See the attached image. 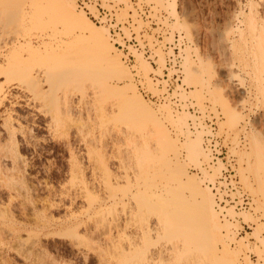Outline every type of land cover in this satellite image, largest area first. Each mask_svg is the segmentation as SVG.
I'll list each match as a JSON object with an SVG mask.
<instances>
[{"label": "rangeland", "instance_id": "374dc122", "mask_svg": "<svg viewBox=\"0 0 264 264\" xmlns=\"http://www.w3.org/2000/svg\"><path fill=\"white\" fill-rule=\"evenodd\" d=\"M3 1H0V10L1 7L5 8ZM26 1V5L22 3L20 6L26 9L20 17H30V5ZM69 1L74 3L78 13L91 20L76 6L74 0ZM171 2L165 0L167 8L175 17L171 21L172 27L182 29L191 41V45L185 46L182 61L185 88L179 87L180 90L175 92L184 101L193 100L184 103L182 109L174 107L168 100L151 101L145 97L108 31L109 42L119 54L128 78H100V81L90 84L88 81L87 86L80 88L70 86L73 83L59 88L63 99L73 95V101H69L72 113H61V118L63 115L64 118L59 120V114L56 116L48 104L38 98L35 88H25L24 84L26 87L28 85L25 78L14 72H25L37 65L48 66L49 70L57 73L79 67L92 59L98 62L96 57L84 58L93 47L92 42L77 32L79 35L75 34L60 18H54L53 23L37 25V29L30 23L25 24L23 18L14 26L8 23L5 26L4 9L0 11V17L5 18L1 17L0 22V85L8 90L9 95L0 104V122L3 116L13 113L11 116H14L12 119L16 125L22 124L27 129L33 126L30 133L33 132L31 134L35 142H38L33 147H20L27 165L18 173L16 170L18 175L15 177L21 173L22 180L18 177L12 182L9 178H0V264H264V184L261 180L259 184L257 170V142L264 148V0H175L177 14L172 12ZM34 9L36 12H44V16L49 15L45 9ZM63 26L66 27V33L63 32L61 38L50 35L53 29H62ZM27 40L32 43H26ZM14 45H17L16 49H12ZM6 58L15 66L9 71L5 67ZM136 68L143 75L148 89L155 93L161 91L149 77L148 72L152 67L142 56H138ZM130 80L143 100L159 113L171 139L172 149L179 154L178 163L213 198L214 194L204 184V180L213 179L220 166H210L213 170L211 174L203 168L202 164L208 161L205 159L207 155L204 157L206 152L203 148L205 126L202 124L201 128L195 130L190 128L189 119L197 116L188 104L196 105L195 108L200 111L206 107L220 111L222 117L217 120L219 130L232 132L233 138L238 135L240 121L245 118L247 120L246 143L239 149L237 168L241 182L253 195L254 205L252 210L238 214L230 209V213L241 218L233 216L225 219L216 210L214 199L221 233H214L213 246H207L206 251L198 249L201 246L195 241L190 242L191 252L169 251L178 237H170L171 241V231L167 237L168 227L158 229L156 220L164 219L162 209L173 196L172 192L163 190L162 186L177 183L179 177L171 170L174 162L162 158L151 167L148 163L152 161L145 158V155L148 157L157 152L153 140L143 143V139L138 137L140 121L129 114L125 115V110L120 108L123 101L119 96L110 97L105 93L101 99L94 97L99 88L95 85L99 83L110 81L124 86ZM18 81L22 84L17 88ZM44 86L47 88L46 84ZM15 100H21L23 104L28 100L30 109L16 107L11 110L10 105ZM159 108L167 112L170 109L175 124ZM104 111L106 113L102 114ZM36 118L38 122L41 121L38 123ZM23 119H26L25 122ZM197 134L201 137V148L204 151L194 157L189 152V145ZM139 157L146 159L149 166L145 162L144 165L147 168L141 165L143 161ZM197 167L204 172L205 179L197 173ZM162 175H165L166 180ZM141 219L144 220L140 222ZM241 219L251 224L245 233L243 230L238 233L242 227ZM248 251L256 254V262Z\"/></svg>", "mask_w": 264, "mask_h": 264}, {"label": "bare ground", "instance_id": "6f19581e", "mask_svg": "<svg viewBox=\"0 0 264 264\" xmlns=\"http://www.w3.org/2000/svg\"><path fill=\"white\" fill-rule=\"evenodd\" d=\"M28 1H29V5H30V11H29L30 17L24 16V15H23L24 17H20V16H22L20 14H22L24 12V10H26L25 8H22L20 6H21L22 3L26 5V3H25V2H27L26 0H4L3 1L2 4H3V6L5 8H3L4 9L3 10L2 7H1V10H3V15L5 14L4 16H6V19L3 18V16H1V17L3 19H5V20H3L5 22L4 23L5 26H6L7 23L9 25H11V26H14V24L16 25V23L23 18L22 20L24 21L25 24L30 23L31 25L35 26V28H36L37 25H40V24L46 23V22H52V20L54 18H60L61 20H63L64 22H66V24L68 25L69 29L71 28L74 31V33L77 32V33L81 34L82 36H85L86 39H88L90 42H92L93 47L89 50V53H86V55L84 56V58L86 59V58L96 57L98 59V62H95L92 59L93 61L91 60L88 63H86V62L84 64L82 63L79 67L76 66V67L71 68V69H64V70H61V71H59L57 73L53 72L51 68H50L51 70H49L48 69L49 68L48 66H47L48 67L47 68V67H41V66H37V65L36 66H33V67H30V69L28 71H25V72L24 71L14 72V73H20V75H22L25 78L26 82L28 83L27 87L25 86L26 84H24V87L25 88H29L31 86H32V88H35L36 95L38 96V98H40L43 102H45L46 104H48L50 110H53L52 112H54L56 116L59 114V117H57L58 118L57 120H59V118H61V115H60L61 113L62 114H69L70 112L72 113L71 104L69 103V101L70 100H71V102L73 101L72 100V96L73 95L70 96L71 99L68 98L67 96H65V97L68 100L66 98L63 99V95L61 97V94H60V91H59L63 86H68L70 83H73L72 85L70 84V86L80 88V86H85V85L87 86V82L88 81H89L88 83L90 84L92 82L95 83V81L96 82L97 81H100L99 80L100 78H109V77H116L117 79L121 80V79L125 78L128 75V74H126V70H125V68H124V66H123V64H122V62L120 60L119 54L115 50H113V47H112L111 43L109 42L108 30L105 29V28H102L100 26L98 27L96 24H99V23L93 21L87 14L86 15L94 23L91 20H89L85 15L78 13L77 10H76V7L74 5V3H72L69 0H28ZM10 5H12V7H9ZM27 7H29V6H27ZM34 7L35 8L40 7L42 10L45 9V12H47L49 15L48 16H44L45 13L43 11H42L43 13L36 12V10L34 9ZM168 10H169V8H168ZM171 10H172V12L174 14H177L176 6H175V0H172V2H171ZM25 13H27V12H25ZM0 14L2 15V12ZM37 14L39 16H37ZM1 17H0V19H1L0 22H2V18ZM60 25H62V24H60ZM99 25L105 26L103 24H99ZM68 27H67V29H68ZM12 28H14V27H12ZM51 28H53V27H51ZM65 28L66 27H64V26L62 27V29H61V27L60 28L57 27V28H55V29L52 30V32H51L50 35H54L56 38L57 37H60L61 38V34L63 32H65L64 30H66ZM19 30L20 29H18V31ZM77 33H75V34H77ZM79 34H77V35H79ZM70 36H68V37H70ZM26 43H30L31 44L32 41L28 42V40H27ZM15 44H17V43H15ZM30 44H28V45H30ZM16 46L15 45L12 46V49H16ZM86 47H88V45ZM23 49L25 51V48H23ZM28 49H29V47H28ZM30 49H31V47H30ZM37 49H40L41 50V48H37ZM36 54H38V53H36ZM158 54H159L158 61H159L160 65L161 64H164V56H163V54L161 52H159ZM135 55H136V60H137L138 56H142V54L140 52L136 53ZM72 57H75V55H73ZM8 58H6L7 64L5 63L6 64V66H5L6 67V70L11 69V67H15L12 64L13 62H11V60L8 59ZM66 58H68V56H66ZM183 58H184V55H183ZM0 66H1V64H0ZM152 69H155V68H152ZM183 71H184V76H185L184 65H183ZM157 72H161L160 71V67H159V69H158ZM184 76H183L182 80H184ZM126 78H128V77H126ZM130 81L131 82L126 83V85H124V86H120V85L115 84L114 82H110V81H108L106 83H103V84L102 83H99L98 86L95 85L96 87H99V88L97 89L98 90L97 91L98 93L96 92L97 95L94 94L97 97L96 96H94V97L96 99L100 97V99H101V98H103L105 96V93H106V95H108L110 97L111 96H116V95L119 96L122 99V101H123V104L120 106V108L122 110H125V112H126V113L124 112L125 115L129 114V115L132 116L133 119H136L137 118V120L140 121V127H139V129H138L139 131L137 133V134H139L138 137L141 138V139H143V141H144L143 143H145V141H148L149 139L150 140H153L154 141V144H155L154 150L157 152L155 154H152L151 156L149 155L148 157H146L147 155H145V158H147V159L149 158V160L152 161V162L148 163L149 165H151V167H153L155 164H157V163H155V161H157V160L158 161H161L162 158H169L172 162H174V163H172L173 166H172L171 170H173L174 173H176V175L179 176L177 178L178 179L177 180V183L162 186L163 190H168V191L172 192V195L173 196L171 198L169 197L170 200L167 201V202H165L166 207L164 209H162L164 211L162 213L164 219L163 220H162V218H159V219L156 218L157 220L155 219L156 220V224H158V229L163 228V230H164L166 227H168V229H166V230H168L166 236L169 235L168 234V233H170L169 231H171V235L172 234L174 235V236H171L170 235L169 236V239H170V237L177 236L178 237L177 239L180 240V241L176 240V241H174V243L172 242L173 243V244H171L172 247H170L172 249H170L169 251L172 250V251H175V252L182 253L183 251L186 250V251L191 252L192 245L190 244V242H193V241H195L198 245L201 246L198 249H202L203 248V250L205 249V251H206L207 250L206 249L207 246H210L209 248H211V245H212V243L214 241L213 240L214 239L213 238L214 237V233L217 234V235H218V233L219 234L221 233V230L219 229L220 221H219L218 216H217V213L215 211V208L216 207L214 208V198H213V196L209 192H207L206 190H204V189H202L200 187L197 179L194 178L193 176L189 175V173L185 170L186 168L184 169L178 163V161H179L178 160V155L179 154L177 155V153L174 152L173 149H172L171 139L168 136V133L166 131V127L164 126L165 124L161 120V117H160L159 113L143 100V98L140 96V94H138L135 86L133 85L132 80H130ZM22 82L24 83V81H22ZM143 82H145V79L143 80ZM153 83H155V82H153ZM21 84L22 83L19 84V81H18V84L16 85V87L18 88ZM45 84H46L47 88H45V86H44ZM145 84H146V82H145ZM95 86H94V88H95ZM179 87H184V86H182L181 84H177L176 87H175V89H174V91H173L175 94H178L175 91L178 92V90H180ZM7 88H8V86H7ZM65 88L66 87H64V89ZM31 89H28V90H31ZM159 89L161 91L164 90L163 88H159ZM69 90L70 89L68 88V92H69ZM93 91L95 92L96 90H93ZM93 91H92V93H94ZM152 92L155 93L154 91H152ZM160 92H158V93H160ZM10 93H12V92H10ZM170 95H171V92L167 93V95L165 96V99L168 100L169 102H172V105H173L174 101H172L169 98ZM8 96H9L8 95V90L7 89H4V87H2V85H0V104H2L5 99L9 98ZM33 97H35V95H33ZM178 98H181V97H178ZM25 99H27V98H25ZM191 100H193V99H190V101ZM151 101H154V100H151ZM11 102H13V101H11ZM45 103H43V105ZM158 103H162V102H158ZM184 103H189V101H183V102H181V108L184 107ZM10 106H11L10 107L11 110H13V109L15 110L16 107H26V108L30 109V102H28V100H27V101H25V104H23V103H21V100L20 101L15 100L13 102V104L10 105ZM45 110H46V108H45ZM169 110L167 112L166 109L159 108V111H164L165 114H167L168 120L173 124L174 121L172 119V115H171V112ZM33 111H34V109H33ZM101 113L103 114V113H106V112L104 111V112H101ZM12 114L9 113V116H8V114L6 116H3L2 117L3 119L1 121L2 123L0 122V178L4 177L5 180H6V178H9L13 182L14 180H17L18 177H19L18 178L19 180H22V178L20 177V176H22L21 173H20L19 176H17V178L15 176L18 175V174H16V173H18V170L20 172V169L22 167L25 168L26 165H27V159L20 152L21 151L20 150V147L23 146V145L24 146H29V147L31 146V147H33L38 142L37 143L35 142V140H34V138L32 136L33 134H31L33 132L30 133V131H31L30 129H32L33 126L30 127V129H27V127L23 126L22 124L16 125L17 124V123L15 124L16 121L14 122V120H13L14 118L12 119V117H14V116H11ZM35 114H36V112H35ZM97 114H99V113H97ZM1 115H0V117H1ZM231 115H232V113H231ZM62 118H64V115L62 116ZM61 119H60V121H62ZM199 119H200V117H199ZM25 120H24V122H25ZM179 120L181 121V119H179ZM36 121H37V118H36ZM42 121H44V120H42ZM200 122L201 121L199 120L198 123H197L198 125L195 123V128L194 129H192L191 127L190 128L192 130H195L197 128H201L202 124ZM199 123H200V127H198L199 126ZM186 124L187 123H185V125ZM189 124H190V122H189ZM132 126H130V127H132ZM187 126H188V124H187ZM136 128L137 127H135V129H133V131H135ZM128 131H129V129H128ZM227 132H228V130H227ZM233 136L234 135L232 134V140L235 141L238 135L235 138H233ZM188 137H190V136H188ZM133 138H134V136H133ZM127 139H128V137H127ZM189 140H190V143H191L192 141H191L190 138H188V141ZM94 141H95V139H94ZM130 141H132V139ZM138 141L139 140H137V142ZM153 141H151V142H153ZM133 143H135V142L133 141ZM69 144H71V143H69ZM201 147H202L201 146V137H200L199 134H197L196 138H193L192 144L189 145V152L192 153L193 155H195L194 157H197L198 156V153L200 151L203 152L205 150L204 149L202 151V148ZM263 149L264 148L261 147L260 143L257 142V150H258V153H257V158H258V162H257L258 163V166L257 167H258V169L257 170L259 172V174H258L259 175L258 176L259 184H260V180L264 184V152H262ZM134 150H136V149H134ZM138 152H139V150H138ZM236 152L238 154L239 150H236ZM141 153L144 154L143 152H141ZM139 154L140 153H138L137 155H139ZM205 155H207L206 157H208V158H205V159H206V161L207 160L208 161L206 163L202 164V166H203L204 169H207L206 170L207 172H209L210 174L213 173V170L210 169V166H212V165H218V166L221 167L222 164H221L220 161L213 162V163H209L210 157H209L208 153L206 152L204 154V157H205ZM142 156H141V158H142ZM89 159H92V158L89 157ZM141 160L143 161L142 162V161L139 160L140 163L142 162L141 165H144L145 163L147 164V162L145 161L146 159L145 160L144 159H141ZM238 161H239V154H238ZM147 165H144V166H146V168H147ZM75 168H78V167H75ZM140 168H141V166H140ZM140 168H138V169H140ZM16 170H17V172H16ZM140 170H142V169H140ZM237 170H238V168H237ZM196 171H197V173L200 174V176L203 179H205L204 178V172L200 168L197 167L196 168ZM219 171H220V169H219ZM219 171H218V173H219ZM218 173H216L215 175H217ZM151 174H152V172H151ZM14 178H16V179H14ZM164 178L166 180V177H164ZM169 178H171V177H169ZM213 179H205L204 180V184H206L207 186H209L211 188V186L206 182V180H213ZM11 180H10V182H11ZM167 180H169V179L167 178ZM136 184H138V183H136ZM161 184H162V182H161ZM162 188L161 189L159 188V190H162ZM157 193H160L161 194V192H157ZM168 196H169V194H168ZM166 197H167V195H166ZM230 209H232V211L234 213H236V214H238L239 212L246 211L244 209L235 210V209H233V206L230 205V206H228L226 208L227 212L231 216L230 218H232L233 216L235 218H238V215H233L232 212H231L232 214L229 212ZM216 210L220 213V211L217 208H216ZM146 212H149V211H146ZM0 213H2V212H0ZM157 213L158 212H156V214ZM140 214H141V212H140ZM137 215L139 216V214H137ZM146 215L147 214H145V216ZM223 217L225 219H229L226 216H223ZM150 218H153V217H150ZM136 220H137V218H136ZM142 220H144V219H141L140 222ZM153 223H155V222H153ZM142 224H141V226H142ZM143 229H144V227H143ZM157 235H158V233H157ZM188 240H190V241L187 242ZM135 249H137V247ZM180 253L179 254H176L175 253V254L176 255H180ZM187 254H189V253H187ZM187 254H185V255L187 257H190V255L188 256ZM145 255H147V254H145ZM183 256H184V254H183ZM147 257H149V256H147ZM152 257H153V255H152ZM142 259H144V258H142ZM184 259H186V258H184ZM144 260L146 261V259H144ZM194 260H196V258H194ZM175 264H177V262H175Z\"/></svg>", "mask_w": 264, "mask_h": 264}, {"label": "built area", "instance_id": "2783aa9c", "mask_svg": "<svg viewBox=\"0 0 264 264\" xmlns=\"http://www.w3.org/2000/svg\"><path fill=\"white\" fill-rule=\"evenodd\" d=\"M76 6L82 9L93 21L103 24L109 31L113 44L121 51V58L131 68L137 85L143 95L150 100L163 101L171 92L173 106L181 108V100L173 91L177 84L185 87L183 78V54L186 45L191 41L185 32L173 28L171 21L175 19L168 10L165 0H74ZM177 8V5H176ZM140 52L149 62L152 69L149 77L159 88L160 93H153L143 82L144 77L136 68V53ZM159 52L164 56V64L159 63ZM160 67L161 72H157ZM174 93V94H173ZM186 101H190L187 99ZM197 118L189 119L190 127L195 128L200 120L205 127L203 148L208 153L209 163L221 162L219 173L213 180H206L214 194L215 207L221 216L230 218L226 208L230 205L235 210H252L253 195L243 185L237 170L239 161L236 150L246 143V118L239 123L236 140H232V132L220 131L217 120L222 117L220 111L206 107L204 111L196 109V105H188ZM200 117V119H199ZM200 123L199 126L200 127ZM198 125V124H197ZM196 125V126H197ZM209 168V167H208ZM238 218H241L238 216ZM241 229L244 233L250 227L248 221L241 219ZM248 254L256 262L254 252Z\"/></svg>", "mask_w": 264, "mask_h": 264}]
</instances>
